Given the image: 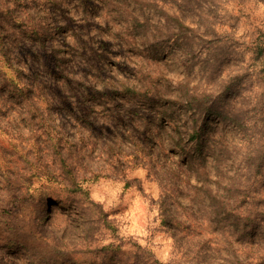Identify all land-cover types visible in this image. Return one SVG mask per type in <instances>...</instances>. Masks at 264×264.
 Segmentation results:
<instances>
[{"label":"rangeland","instance_id":"rangeland-1","mask_svg":"<svg viewBox=\"0 0 264 264\" xmlns=\"http://www.w3.org/2000/svg\"><path fill=\"white\" fill-rule=\"evenodd\" d=\"M2 1L78 76L14 51L44 118L19 115L25 81L1 95L0 264H264V0ZM149 72L181 118L118 100L81 120V77L120 99Z\"/></svg>","mask_w":264,"mask_h":264},{"label":"trees","instance_id":"trees-1","mask_svg":"<svg viewBox=\"0 0 264 264\" xmlns=\"http://www.w3.org/2000/svg\"><path fill=\"white\" fill-rule=\"evenodd\" d=\"M6 3L0 0V97L3 92H5L6 88H9L7 91L11 93L10 89H12V87H17V81H25L24 86L22 88L23 90L20 92V94H17L16 98H14L18 101L22 99L21 104L24 110L22 112L20 111L19 115L21 117H24L23 112L26 111L27 108H32V111H34L36 115L38 114L39 118L42 119L44 118V114L41 113L43 108H40L41 106H39L38 97L42 95L39 88L43 87V83L46 85V82L44 81L42 83V80H38L37 78H31L32 75L25 73L24 70H21L22 68H15L11 63L14 61L16 64H18L21 63V61L20 58L16 56L14 58V51L18 49L20 45L28 46L27 43H29L34 45L35 48L39 47L45 52H49L50 55L53 56L52 68L56 70L57 74H54V77L52 79H57V81H59L58 87L62 88V90L71 89L73 81H70L69 78L71 75L72 77H77L78 75L73 74V68L71 64H68L70 60H65L61 56V54H58V51H60V49L54 48L52 45L48 44L50 40L45 29H28L26 24H24L23 21L19 19L20 13H17V8L14 6L11 7ZM260 51H263V49L260 48ZM34 60L38 61V63L42 65V67H44L46 71L48 70L46 68V65H44L42 61L39 62V59L36 56ZM49 67H51V65ZM37 70L38 72H40L39 68ZM12 72L18 73H16L15 76L10 77V74H12ZM50 77H52L51 73ZM81 78L82 83L78 84L82 90L79 91V100H77L75 103L76 105L82 104L83 110H81L82 114L79 117L85 123L89 121V117L91 115L94 117V110L104 109V112L106 113L108 111V105L113 104V101L117 102L118 100H120L118 102H123L124 106L128 105L129 107L135 105L140 106L139 101H141L142 107L148 110H150L152 107H155L156 111L160 112V114L165 118L168 124L173 123L175 119L181 118V113L179 111L176 110L169 112V110L173 109L171 108L173 106L170 105L171 102L169 103L170 106L166 105V103H168V100L164 99L160 90H158L157 87L152 84L153 80H151L150 78V72L145 75L144 78L141 79L140 87L132 88L129 87L125 82H122L121 84L125 87L123 88V93L120 94V99L116 98L117 96L114 93H112V95L110 96H107L106 94H97L96 92L99 93V89L95 85L96 80H94L93 77L89 78L85 76ZM14 81H16L15 84H13ZM119 81L121 82V80H118V82ZM103 83L105 87H108L109 85H116L113 82L104 81ZM91 91H95V93H92ZM90 92L92 94H90ZM156 101H161L163 102V104L158 106L156 104ZM11 102L12 101H10V103ZM176 103L185 107L187 110H190L189 106H185L180 102ZM132 121L133 119L128 121L129 123H121L120 126L117 127V131L121 133V129H124L125 132H128L130 133V135H132ZM183 135L184 133L181 130H178L174 134V137L177 139H181ZM193 137L194 136H191V138ZM101 139L102 138L99 137L98 141H102ZM102 145L110 147L106 142ZM175 145L182 152L186 151L185 145L182 143V141L175 140ZM258 160L261 161L263 160V158Z\"/></svg>","mask_w":264,"mask_h":264}]
</instances>
